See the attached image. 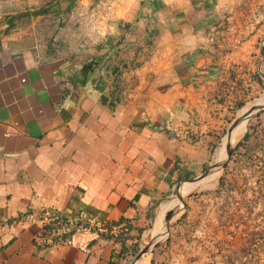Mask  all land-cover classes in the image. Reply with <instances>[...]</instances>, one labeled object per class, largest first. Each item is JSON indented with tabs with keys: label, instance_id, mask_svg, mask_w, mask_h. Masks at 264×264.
Masks as SVG:
<instances>
[{
	"label": "crops",
	"instance_id": "obj_1",
	"mask_svg": "<svg viewBox=\"0 0 264 264\" xmlns=\"http://www.w3.org/2000/svg\"><path fill=\"white\" fill-rule=\"evenodd\" d=\"M139 1L92 20L91 1L0 0V264H124L155 223L164 229L167 211L187 218L172 230L191 225L172 196L214 177L184 182L225 158L230 121L264 100V0H160L140 21L151 44L137 50L141 38L128 32L126 66L104 70L95 87L98 66L82 76V64ZM235 151L241 144L227 168ZM44 206L84 211L111 233L41 247L25 214Z\"/></svg>",
	"mask_w": 264,
	"mask_h": 264
},
{
	"label": "rangeland",
	"instance_id": "obj_2",
	"mask_svg": "<svg viewBox=\"0 0 264 264\" xmlns=\"http://www.w3.org/2000/svg\"><path fill=\"white\" fill-rule=\"evenodd\" d=\"M78 1H91V4H86L84 13L86 16L96 13L92 20L96 15L115 13V4L132 2ZM94 2L99 5L95 7ZM79 26L72 16L70 27L77 31ZM251 107H247V110ZM259 113L245 120L243 133L233 138V145L241 141V151H235V158L225 171L223 167H216L215 175L209 182L198 184L190 195L184 194L183 203L176 195L172 196V205H180L184 209V203L187 204L185 212L191 225L177 230L169 227V232L160 235L143 254L149 260L147 264H264V113ZM245 133L249 134L247 140H243ZM225 139L224 135L223 143ZM223 174L226 186L224 199L215 201L213 196L202 194L204 190L215 189L218 178ZM181 215L170 218L171 227L187 221L186 218L180 222ZM162 222L165 230L167 220L163 219ZM153 234L152 230L140 245L133 247L123 263L131 264ZM181 237L189 238L187 245L179 242ZM180 255L195 257V260L186 262L174 259Z\"/></svg>",
	"mask_w": 264,
	"mask_h": 264
},
{
	"label": "trees",
	"instance_id": "obj_3",
	"mask_svg": "<svg viewBox=\"0 0 264 264\" xmlns=\"http://www.w3.org/2000/svg\"><path fill=\"white\" fill-rule=\"evenodd\" d=\"M56 1H68L69 9L72 8V5L78 0H56ZM162 6L160 0H140L137 7L135 8L134 19L131 21L113 18L109 21V34L105 39V42L101 43L97 47V53L88 57L86 62L82 64L81 73L82 76L87 75L89 72H93L95 66H98V71L95 75L96 82L95 87H102L104 81V70H109L112 73H116L121 67H125L126 63L123 62L120 56V50L125 42V36L128 32L136 31V33L141 38L142 44H140L137 50H141L148 47L151 44L152 32L149 30V27L146 26L145 29L142 28L140 21L144 17V10L152 9L154 11L158 10ZM121 66V67H120ZM100 85V86H99ZM263 112V111H262ZM260 112L259 114H261ZM249 134L245 133L243 135V140H247ZM241 144V141H238L233 148H231V156L234 149H236ZM227 168V163L223 165V169ZM206 167L203 169L205 170ZM189 177H183L179 175V180H187ZM187 183H184L180 189L181 193L184 192ZM226 190L225 178L221 175L217 181V187L212 191L213 196L217 199H224L223 193ZM208 192H203L206 194ZM172 213V210H169L165 214V219L168 220Z\"/></svg>",
	"mask_w": 264,
	"mask_h": 264
},
{
	"label": "built area",
	"instance_id": "obj_4",
	"mask_svg": "<svg viewBox=\"0 0 264 264\" xmlns=\"http://www.w3.org/2000/svg\"><path fill=\"white\" fill-rule=\"evenodd\" d=\"M262 45L264 48V41ZM25 218L38 225L34 241L41 247L73 244L72 236L78 232L111 233L103 223L93 220L84 211L65 213L55 207L44 206L26 212Z\"/></svg>",
	"mask_w": 264,
	"mask_h": 264
},
{
	"label": "water",
	"instance_id": "obj_5",
	"mask_svg": "<svg viewBox=\"0 0 264 264\" xmlns=\"http://www.w3.org/2000/svg\"><path fill=\"white\" fill-rule=\"evenodd\" d=\"M264 108V104L262 105H256L251 107L249 110H245L242 111L241 113H238L237 115H235V117L230 121L229 123V127L226 133V146H225V158L224 159H217L214 162H212L210 165H208L206 167V169L197 177L184 181V182H197L200 181L202 179H204L205 177H207L208 175H210L211 173L215 172V168L216 167H223L224 164H226L231 157V145H232V140H233V130L235 127V123L241 119L243 120H247L249 118H251L252 116H254V114H256L257 112L261 111ZM179 187V186H178ZM178 199L183 203V197L181 195L178 194ZM183 207L179 206L176 209V212L182 210ZM170 217L168 218L166 224H165V230H162L160 232H156L154 233L150 240L148 241V243L142 248L140 249L139 253L135 256L134 260L132 263H134L135 261H137L139 258H141L143 256V254L145 252H147L156 242L157 238L160 235H164L167 234L169 232V227H170ZM131 263V264H132Z\"/></svg>",
	"mask_w": 264,
	"mask_h": 264
},
{
	"label": "bare ground",
	"instance_id": "obj_6",
	"mask_svg": "<svg viewBox=\"0 0 264 264\" xmlns=\"http://www.w3.org/2000/svg\"><path fill=\"white\" fill-rule=\"evenodd\" d=\"M263 103V100L261 101V102H259V103H257L256 105H261ZM242 120V119H241ZM241 120H239V121H237L236 123H235V127H234V130H235V128H236V126L238 125V124H242L243 123V121H241ZM240 121H241V123H240ZM249 121V120H248ZM246 127H245V122H244V125H243V131H244V129H245ZM243 131H242V133H243ZM237 132H235L234 134H233V138L234 137H236V136H238V134H236ZM240 133V132H239ZM240 135V134H239ZM234 141V140H233ZM225 146H226V144H225ZM212 174V173H211ZM182 186H183V183H181V185L179 186V192L181 193V191H180V189L182 188ZM185 193H187V189L183 192V193H181V194H183V196H184V194ZM152 229V228H151ZM155 229H156V223H155V226H154V228H153V233H155ZM144 256V255H143ZM142 256V257H143ZM139 259H141V258H139ZM138 259V260H139ZM137 260V261H138ZM148 258H146L145 260H143L142 262H140L139 264H147L148 263ZM136 262V261H135ZM134 262V263H135ZM134 263H132V264H134Z\"/></svg>",
	"mask_w": 264,
	"mask_h": 264
}]
</instances>
